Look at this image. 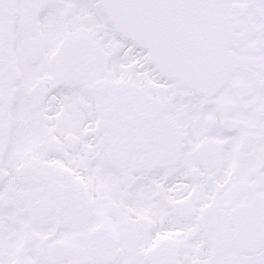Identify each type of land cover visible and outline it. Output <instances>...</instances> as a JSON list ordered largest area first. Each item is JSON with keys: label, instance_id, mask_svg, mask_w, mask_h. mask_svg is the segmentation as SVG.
<instances>
[{"label": "snow or ice", "instance_id": "1", "mask_svg": "<svg viewBox=\"0 0 264 264\" xmlns=\"http://www.w3.org/2000/svg\"><path fill=\"white\" fill-rule=\"evenodd\" d=\"M0 264H264V0H0Z\"/></svg>", "mask_w": 264, "mask_h": 264}]
</instances>
